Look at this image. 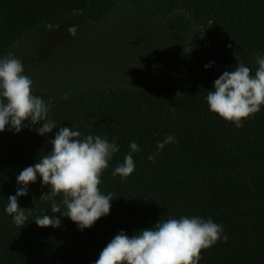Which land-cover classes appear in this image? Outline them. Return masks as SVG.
Returning <instances> with one entry per match:
<instances>
[{
	"label": "trees",
	"instance_id": "obj_1",
	"mask_svg": "<svg viewBox=\"0 0 264 264\" xmlns=\"http://www.w3.org/2000/svg\"><path fill=\"white\" fill-rule=\"evenodd\" d=\"M185 11L186 92L0 77V264H264V0H0V60L73 13Z\"/></svg>",
	"mask_w": 264,
	"mask_h": 264
},
{
	"label": "rangeland",
	"instance_id": "obj_2",
	"mask_svg": "<svg viewBox=\"0 0 264 264\" xmlns=\"http://www.w3.org/2000/svg\"><path fill=\"white\" fill-rule=\"evenodd\" d=\"M185 11L159 14L120 4L105 21L73 13L27 33L0 60V77L21 91L66 96L93 88H136L143 78L186 92L202 74L188 44L205 35Z\"/></svg>",
	"mask_w": 264,
	"mask_h": 264
}]
</instances>
